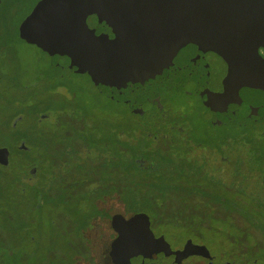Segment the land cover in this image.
Returning <instances> with one entry per match:
<instances>
[{"label": "flooded vegetation", "instance_id": "af4514ba", "mask_svg": "<svg viewBox=\"0 0 264 264\" xmlns=\"http://www.w3.org/2000/svg\"><path fill=\"white\" fill-rule=\"evenodd\" d=\"M118 4L124 7L127 1L118 0ZM83 6L88 9H83L82 14L79 10L75 13L78 15L76 17L82 19H79L83 23L81 27L58 36L47 33L48 37H43L42 43L29 40V37L40 38L44 35L41 24L43 21L46 25V20L40 17L42 11L37 10L35 5L30 13L22 18L15 30L16 37L37 51L40 62L36 61L33 68L25 65L20 68V65L16 64L17 50L11 44H0V90L4 92L16 85L27 100V105L14 116L11 128L16 129L18 123L28 115L36 122L34 130L32 127L28 132L31 139L21 135L12 144L0 146L8 151L7 156L0 162V174L15 172L14 176L18 182L12 179L11 182L13 185H20L18 188L13 187L9 182L15 188L16 197L20 199H11L8 206H25L24 196L28 192L31 197L34 193V199L38 200L40 190L48 199L53 195V187L57 184L72 188L71 183H68L71 174L65 171L66 153L55 159L56 153L53 151L59 147L58 150L67 148L71 151H80L82 148L85 155L90 152L86 148L83 149L88 145L87 140L73 139L70 137L71 133L81 132L86 136L87 131L94 132L105 122L121 144V151L128 154L129 130L133 127L147 142L144 144L140 141L139 144L143 146L138 152L137 161L142 167L150 169L153 163L157 164V160H170L177 165L188 162L191 167L204 169L194 175L198 180L223 190L228 189L232 196L231 202L223 206H193L192 209V215L199 219L206 218L208 221L212 216L222 225L217 231L222 240L230 242L231 245L229 250L221 249L219 254L217 253L219 259L202 240L199 230H196L199 228L191 224L188 227L183 225L187 213L183 214L180 210L173 212V217L177 218L175 228L186 232L182 241L173 246L162 232L165 227L163 212L160 210L159 213L163 217L162 221L157 222L147 214L153 235L162 236L170 250L157 259V264H173L171 252L181 250L187 242L205 246L207 252L190 254L182 258L179 264H238V261L245 259H249L253 264L264 263V170L259 165L260 186H251L248 189L249 187L242 186L244 180L240 179L246 177L245 173L250 174L246 171V166L242 171L231 169L234 173L230 178L224 179L223 175L229 172L223 168H219L216 173L202 167L199 163L201 160L190 159L193 150H205L208 155L212 153L214 156L204 155V161L217 160L216 162L225 166L230 161L226 151L229 153L240 145V141H247L248 138H244L247 132L252 135L251 139H258L264 145V92L242 102H236V98L229 99L230 96L226 98V93L231 92V88L237 93H242L243 87L235 80L232 83L225 80L228 72L226 60L208 48L184 58L171 57L165 63L135 70L128 69L125 73L109 70L93 78L89 65L96 54L94 51L101 49L105 42L112 44L118 36L110 26V17L114 15V11H104L100 2ZM94 46L97 48L94 49ZM257 52L260 58L264 59V47H258ZM7 63L10 67H6ZM93 94L108 104L98 106L92 103ZM182 100H187V104H183ZM242 120L247 121L244 125L247 129L241 131L244 136H236L223 128L241 126ZM195 126L198 127L196 133ZM58 129L60 132H57L56 138L55 132ZM37 143L44 144L48 149ZM258 151L264 152V148ZM248 152L250 160L260 162L258 154L255 153L257 151ZM41 156L45 158L42 164ZM17 169L20 171H16ZM187 173L195 172L189 170ZM54 175L59 179L55 186L51 184ZM2 197L0 193V199ZM27 199L29 206H40L39 202H29ZM238 206H246L249 211H237ZM114 214L127 218L133 213L116 211L107 217L103 215L96 222L99 224L98 232L96 230V234L100 235L99 241L108 236L111 243L117 235L111 227ZM103 222H106V229L102 226ZM231 226L239 232L238 235L228 234ZM154 228H157V231ZM109 248L110 245L106 256ZM93 253V250L89 251V259L93 258ZM256 253L260 256H254Z\"/></svg>", "mask_w": 264, "mask_h": 264}, {"label": "water", "instance_id": "95a60500", "mask_svg": "<svg viewBox=\"0 0 264 264\" xmlns=\"http://www.w3.org/2000/svg\"><path fill=\"white\" fill-rule=\"evenodd\" d=\"M126 1L120 7L118 0H39L36 9L46 20V25L43 21L41 24L44 35L29 40L42 43L47 33L58 36L81 27L82 19L76 17V11L82 14L88 9L83 5L100 2L104 11H114L110 26L118 37L112 44L105 42L101 49L93 47L96 54L89 65L93 78L109 70L125 73L208 48L226 60L225 80H235L243 87L242 93L231 88L226 98L242 102L264 92V59L257 52L258 47H264V0ZM7 154V149L1 147L0 162ZM111 227L117 233L108 251L111 264H156L164 248L170 252L164 238L153 235L144 212L127 218L114 214ZM204 252L205 246L187 242L171 256L173 264H179L190 254Z\"/></svg>", "mask_w": 264, "mask_h": 264}, {"label": "rangeland", "instance_id": "374dc122", "mask_svg": "<svg viewBox=\"0 0 264 264\" xmlns=\"http://www.w3.org/2000/svg\"><path fill=\"white\" fill-rule=\"evenodd\" d=\"M38 1L39 0H0V44H11L12 47L17 50L18 57H16V64L18 66L20 65V68L24 65L33 68L36 61L40 62L37 51L33 47L17 39L15 31L16 27L21 23L22 18L30 13ZM6 67H10V64L7 63ZM0 92V146L12 144L21 135L27 137V139H31V135L28 134L29 129L33 127L34 130L36 127V122L32 116L28 115L24 120L19 122L16 129L11 128L12 122L15 120L14 116L27 105V100L24 98L25 96L20 93V89L17 88L16 85L4 92L0 90ZM92 96V103L98 106H106L108 104L102 98L94 94ZM182 102L183 104H187V100H182ZM246 122L247 121L242 120L240 121L241 126L223 128L236 136H244L241 131L247 129V127L244 126ZM99 127L100 132H98V134L102 136L104 144H97L93 149L89 150L91 156L95 158H92L93 161L91 162L94 169H86V173L81 177L84 181H96L97 174L95 170L97 169V165L100 168L106 166L105 163H100V160L95 156L96 154L100 156L112 154L121 157L125 163L130 159L129 153L126 154L121 151V144L116 140L115 136L112 135L107 124L102 122V125ZM197 129L198 127L195 126V133ZM129 133L130 149H135L137 152H140L143 144L139 145V141L145 144L147 143L146 140L144 137L138 135V132H136L133 127H130ZM245 134L246 136L244 138H248L247 141H240V145L237 144L238 147L230 150L229 153L225 150L230 160L229 164L225 166L220 165L222 163L216 162L217 160L215 162L211 160L210 162L207 159L204 161L202 156L208 155V152L205 150H193V152L190 153V159L201 160L202 162L199 163L202 167L209 168L214 172L219 168H223L224 171L229 172V174L226 175L221 174L224 179L230 178V175L234 173L231 172V169L242 171L246 166V171L251 175L245 173V178L240 177V179L244 180L242 186L249 187L248 189H250L251 186L259 187L260 179L258 176V167L260 165L261 169L264 170V152L258 150L263 149L264 145L258 139H251L252 135L248 132ZM151 144H153L152 141ZM116 146H118L117 149L119 150L116 149ZM174 148L175 150H179L178 147ZM174 148L172 149L174 150ZM58 149L53 151L54 154L56 153L55 159H59L64 153H67V155H77L78 157L82 155V153L84 154L82 150L71 151L67 148H63L62 150ZM251 150L252 153L257 151L255 153L258 154V159H260L259 163L256 162V160H250L248 151L251 152ZM225 151L223 153H225ZM157 152L159 153V150H157ZM211 154H209L208 157L214 156ZM41 157H43L41 161L42 164L45 158L44 156ZM23 159H25V157ZM71 165L74 166L75 162L71 164L67 163V170L65 171H69L68 169H71ZM188 165L192 166L190 163ZM202 170L204 169L190 167V171L195 172L191 175H198L199 171ZM16 171L20 170L17 169ZM79 174L80 173H76V177L80 176ZM11 175L14 176L15 172L0 174V193L3 195L0 199V264H111L109 257L106 256L108 246L110 245L109 237L107 236L103 241H99L100 239L98 237H100V235L96 234V230L97 232L99 230V224H96V219L89 220V217L96 213V210L93 209L94 207L102 211V206H107L111 202L103 195H91V193H89L96 189L95 184L92 183L81 188L73 186L69 189V187L67 188L68 185L64 186L60 183L57 184L56 187H53V195L49 196L48 199L45 198L46 196L41 190L38 194V200L34 199L36 196L34 193L31 197V194L28 192V194L24 196L25 206H8L10 204L9 201L16 197L15 188L13 187H20V185L16 184L18 182L16 176L13 177ZM11 179L16 182V186L12 184ZM58 181L57 175H54L51 184L55 186ZM76 181L79 182L80 179ZM72 184L73 183H71L70 186ZM67 192L70 193L65 194ZM262 193L264 194V189ZM16 198L18 200L20 199V197ZM27 198H30L32 202H39L40 206H29V203L26 201ZM30 200L28 201L30 202ZM211 200H213V198ZM171 201V203H174L176 200L172 198ZM161 207L162 211H164L162 216H165L163 219L165 220V227L162 229V232L172 246L177 245L182 241V238L186 236V232L175 228L177 218L173 217V212L179 211L181 206ZM237 209V211H249L246 206H238ZM193 222L197 223L196 220ZM215 224H217V222H211V226ZM4 226L9 227V231H7ZM102 226L106 229V222H103ZM198 228L202 240L208 249L210 248L211 252L219 254L221 249L229 250L231 243L224 242L218 231L204 228L202 225H199ZM154 229L157 231V228ZM3 230L7 231V233ZM85 237H87V239ZM90 250H93L94 255L93 258L89 259L88 253ZM167 251V248H164L161 253L165 255ZM218 254L217 258L219 259ZM254 256L260 255L256 253ZM237 259L239 260V258ZM238 264L253 263H250L249 259H245L238 261ZM257 264L264 263L257 262Z\"/></svg>", "mask_w": 264, "mask_h": 264}, {"label": "trees", "instance_id": "16d2710c", "mask_svg": "<svg viewBox=\"0 0 264 264\" xmlns=\"http://www.w3.org/2000/svg\"><path fill=\"white\" fill-rule=\"evenodd\" d=\"M57 132L59 133L60 130H56L55 133ZM98 132H100V127L94 132L87 131L86 136L81 132H77L71 133L70 137L73 139H86L88 145L83 149L90 150L97 144H104L102 136ZM58 133L56 138H58ZM37 144L48 149L42 143ZM58 148L56 147L55 149ZM130 150L129 148L130 159L127 163L121 157L112 154L108 156L96 154L95 156L100 160V163L102 162L106 165L103 168L97 165L95 170L97 174L96 181H84V179H81L87 168L94 169L91 163L94 157L91 154L85 155L84 153L78 157L77 155H67L66 153V163L75 162V165H71V169H68V173L71 174V178H68L70 179L68 183H73L72 187L78 186L79 188L93 183L96 189L89 193L91 195H103L111 201L107 206H102V211L94 207L93 209L96 210V213L92 216L88 215L91 216L89 220H100L103 215L107 217L113 212L124 211L128 214L144 212L157 222L163 219L159 214L162 211L161 206H181L183 209H180V211L187 213V217L184 218L183 222V225L187 227L189 224L197 228L202 225L204 228L217 231L222 226L218 219L212 216L208 221H206V218L199 219L196 215H192V209L194 208L193 206L218 207L230 203L232 196L228 193V189L223 190L213 184H204L201 180H198V177L188 174L187 171L191 167L188 162L177 165L170 160H157V164L153 163L150 169H146L137 161V157H139L137 150ZM76 173H80V176L76 177ZM79 179V182L76 181ZM68 193L70 192L65 194ZM172 198L176 200L174 203H171ZM212 198L213 200H211ZM183 206L188 207L185 208ZM195 220L197 223L193 222ZM211 222H217V224L211 226ZM4 228L9 231V227L4 226ZM7 231L5 232L7 233ZM228 234L234 236L238 235L239 232L231 226ZM85 238L87 239V237Z\"/></svg>", "mask_w": 264, "mask_h": 264}]
</instances>
